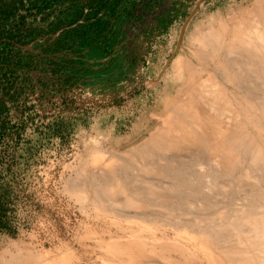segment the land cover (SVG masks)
I'll use <instances>...</instances> for the list:
<instances>
[{"label":"rangeland","instance_id":"1","mask_svg":"<svg viewBox=\"0 0 264 264\" xmlns=\"http://www.w3.org/2000/svg\"><path fill=\"white\" fill-rule=\"evenodd\" d=\"M248 2L0 0V263L66 246L96 261L116 226L72 188L149 137L198 23Z\"/></svg>","mask_w":264,"mask_h":264},{"label":"bare ground","instance_id":"2","mask_svg":"<svg viewBox=\"0 0 264 264\" xmlns=\"http://www.w3.org/2000/svg\"><path fill=\"white\" fill-rule=\"evenodd\" d=\"M162 105L147 139L111 152L120 164L72 188L116 226L93 264H264V0L198 23ZM81 260L66 246L0 264Z\"/></svg>","mask_w":264,"mask_h":264},{"label":"trees","instance_id":"3","mask_svg":"<svg viewBox=\"0 0 264 264\" xmlns=\"http://www.w3.org/2000/svg\"><path fill=\"white\" fill-rule=\"evenodd\" d=\"M166 16V15H165Z\"/></svg>","mask_w":264,"mask_h":264}]
</instances>
